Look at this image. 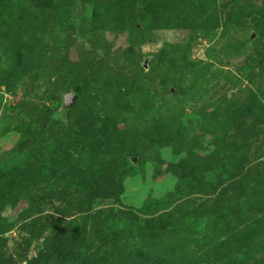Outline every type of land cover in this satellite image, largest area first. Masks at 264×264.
I'll return each instance as SVG.
<instances>
[{
	"label": "rangeland",
	"instance_id": "rangeland-1",
	"mask_svg": "<svg viewBox=\"0 0 264 264\" xmlns=\"http://www.w3.org/2000/svg\"><path fill=\"white\" fill-rule=\"evenodd\" d=\"M0 264H264V0H0Z\"/></svg>",
	"mask_w": 264,
	"mask_h": 264
},
{
	"label": "trees",
	"instance_id": "trees-1",
	"mask_svg": "<svg viewBox=\"0 0 264 264\" xmlns=\"http://www.w3.org/2000/svg\"><path fill=\"white\" fill-rule=\"evenodd\" d=\"M78 9H79V6H77V5H75L74 6V9H73V13H72V20L74 19V17H75V15L77 14V12H78ZM72 20H70V21H72ZM70 23V22H69ZM71 25H73V23H70ZM79 40H81L82 41V43H84L87 47H88V50H89V52L90 53H92V54H96L95 53V50H94V48L92 47V45H90L89 44V42L86 40V39H81V38H79ZM80 90H81V87H75V89H74V91H76L77 92V94H79V92H80ZM62 105H63V103H62ZM63 110L64 111H66L68 108L64 105L63 106ZM58 114H57V112H53L52 114H51V116L47 119V121L46 122H44L45 124H48V125H52L53 123H54V121L58 118ZM24 130V129H23ZM131 152L132 153H135L136 152V149L132 146L131 147Z\"/></svg>",
	"mask_w": 264,
	"mask_h": 264
},
{
	"label": "water",
	"instance_id": "water-1",
	"mask_svg": "<svg viewBox=\"0 0 264 264\" xmlns=\"http://www.w3.org/2000/svg\"><path fill=\"white\" fill-rule=\"evenodd\" d=\"M79 94L76 91H69L68 93L63 95V103L67 108L73 106L76 100H78ZM130 162L132 166L136 168L140 167L139 157L138 156H130Z\"/></svg>",
	"mask_w": 264,
	"mask_h": 264
}]
</instances>
